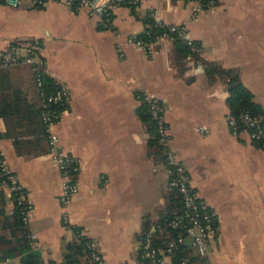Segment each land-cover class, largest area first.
<instances>
[{"label": "crops", "instance_id": "obj_1", "mask_svg": "<svg viewBox=\"0 0 264 264\" xmlns=\"http://www.w3.org/2000/svg\"><path fill=\"white\" fill-rule=\"evenodd\" d=\"M132 1L135 6L116 12L111 30L86 10L56 3L0 5V51L43 43L45 75L68 88L67 113L54 131L62 150L80 162L66 228L33 71L0 69V153L33 206L24 231L38 243V250L25 244L13 201L0 190V264H63L72 227L95 244L105 264H138L143 222L158 221L171 193L164 149L149 145L154 135L137 115L145 93L161 102L168 148L215 213L212 262L264 264V150L247 132L232 136L228 86L207 70L236 72L264 114V0H217L216 9L195 20L187 1ZM151 23L186 24L202 55L190 57L164 42L148 57L127 44ZM201 127L207 134L195 131Z\"/></svg>", "mask_w": 264, "mask_h": 264}, {"label": "built area", "instance_id": "obj_2", "mask_svg": "<svg viewBox=\"0 0 264 264\" xmlns=\"http://www.w3.org/2000/svg\"><path fill=\"white\" fill-rule=\"evenodd\" d=\"M28 2L37 8L45 7L49 3H56L76 10H86L90 18L100 19L104 30L112 29L114 15L119 9L127 4L136 5V1L126 3L125 0H0V5L18 9ZM188 3L191 4L192 20L197 19L205 10H214L218 7L217 0H209L205 3L199 0H190ZM157 27L160 32L153 34L149 27L143 32V37L133 35L128 38L127 44L144 51L148 57H152L157 54V45L174 42V39L177 38L185 43L190 57L202 55V45L192 39L186 24L165 25L158 23ZM42 50L43 43L40 42L11 44L0 51V69L26 65L30 66L36 74L35 85L40 98V118L47 142V155L61 179L58 202L62 210V222L66 228H70L69 207L78 194L75 178L80 171V162L62 150L54 129L66 115L71 96L66 87H58L51 94L46 92L39 73V69L44 68L41 57ZM140 101L147 105L150 118L155 125L157 144L164 149V164L169 174L168 188L176 191L181 201V213L165 223L164 230L183 229V235L169 242L165 248H157L151 244V233H145L140 245L139 259L151 264H190V259L187 257L180 258L179 261L173 263V255L181 249L182 251H193L192 256L197 259L198 264H214L211 260V247L217 231L215 213L191 187L188 171L168 148L170 131L164 120V108L159 99L152 94L145 93L141 95ZM226 124L233 137H237L241 132H247L252 143L258 142L264 137V114L252 116L243 112L237 118L229 115L226 118ZM195 131L205 135L208 129L201 127ZM0 176L3 177L0 181V190L9 194L10 198L14 197L13 202L14 204L16 202V206L21 212V221L25 226H28L33 214V206L28 202L23 186L8 167L1 153ZM79 236H83V233H79ZM28 238L32 249L38 250L36 236L29 234ZM88 248L93 262L105 264L100 254L95 250L94 243H90Z\"/></svg>", "mask_w": 264, "mask_h": 264}, {"label": "trees", "instance_id": "obj_3", "mask_svg": "<svg viewBox=\"0 0 264 264\" xmlns=\"http://www.w3.org/2000/svg\"><path fill=\"white\" fill-rule=\"evenodd\" d=\"M132 0H125L126 3L131 2ZM177 1V0H173ZM182 1H190V0H182ZM202 3H205L209 0H199ZM158 23H151L149 26L152 33H158L159 27H157ZM144 35H140V37H143ZM173 44L176 46L177 50H180L183 54L188 53V49L185 45V43L182 40H179L177 38L174 39ZM31 70L32 68L28 66ZM44 68L39 69V73L41 75V79L43 81L45 90L47 93L51 94L56 90V85L53 83L52 80H50L44 73ZM207 70L211 72H216L217 74H220L222 78L225 80L227 86H228V92L229 97L227 100V104L229 106L230 115L234 118H237L241 113L245 112L252 116H256L259 114H263L260 112L257 105L253 102L252 95L250 92L240 83L239 77L234 71H222V70H213L211 68H207ZM208 71V72H209ZM212 75V74H211ZM33 78L34 83L36 79V74L33 72ZM41 112V110H39ZM3 114L0 112V117ZM137 115L141 122L147 127L149 133L154 135L152 140H150L148 143L149 145L154 144V142H157V137L155 133V125L154 122L151 120L148 108L146 104H141V106L137 110ZM42 124V123H41ZM253 145L256 146L259 149L264 150V137L258 141L253 142ZM3 179V177L0 176V181ZM170 194L166 196V207L162 211L161 216L159 217L158 221L155 223L150 221L143 222L142 225V234L139 237V240L144 239L145 233H151V244L154 247L157 248H165V246L171 242L176 240L180 235H183V229H176V230H164L165 223L169 222L170 220L174 219L176 216H178L181 213V201L180 196L176 191L170 190ZM12 201L14 200V197L11 198ZM14 204V202H13ZM15 208V215L18 220V223L23 228L21 235L23 241H25V244H28L30 246L29 241V234H27L24 229L27 227L25 226L21 221V212L19 208L16 206V202L14 204ZM72 232L74 233V240L68 244L65 248L64 254H63V264H96L91 259V254L89 251V244L93 243L88 238H86L84 235L79 236V233H82L80 228L72 227ZM142 243V242H141ZM31 247V246H30ZM32 248V247H31ZM96 250V249H95ZM140 250V248H139ZM140 254V251H139ZM101 257V256H100ZM187 257L190 259V264H198L197 259L192 256L191 250H179L175 252L173 255L172 261L173 263L180 260V258ZM102 259V257H101ZM103 260V259H102ZM104 262V261H103ZM105 263V262H104ZM138 264H151L148 261H141L139 259L138 255Z\"/></svg>", "mask_w": 264, "mask_h": 264}]
</instances>
